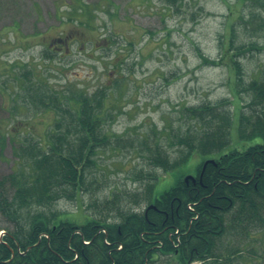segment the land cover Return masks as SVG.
<instances>
[{
    "label": "rangeland",
    "instance_id": "rangeland-1",
    "mask_svg": "<svg viewBox=\"0 0 264 264\" xmlns=\"http://www.w3.org/2000/svg\"><path fill=\"white\" fill-rule=\"evenodd\" d=\"M56 37L68 43L53 48ZM230 43L244 46L235 55L241 61V77L227 63L204 62V57L220 58ZM49 48H53L51 58L44 55ZM227 51L235 53L231 47ZM27 70L35 74L32 83L23 86V80L15 78ZM257 78L264 79V0H0V194L4 189L12 191L9 183L1 182L18 168L15 148L46 143L55 131L53 114L39 112L26 100L29 85L48 82L53 90L78 87L88 93L111 86V118L103 126L123 141H135L134 148L124 144L101 148L80 200L64 197L48 207H24L25 212L58 211L80 221L97 215V210L111 219L115 212L102 208L110 192L140 193L145 184L156 181L146 176L134 179L141 168L158 176L155 193L174 186L180 173L196 174L202 157L191 156L166 175L149 165L145 157L149 152L141 142L147 136L154 142L165 127L186 128L191 122L181 114L186 105L229 99L232 113L239 116L240 105L249 115L248 104L254 97L247 84ZM117 80L121 81L118 88L114 87ZM233 86L242 100H237ZM253 107L260 111V105ZM10 130L16 131L11 137ZM250 130L247 125L246 132ZM234 134L238 139L236 130ZM133 198L128 205L142 210L146 202L138 205ZM14 225L0 211V240L4 229L12 230ZM217 240L218 260L208 263L264 264L263 222L244 221L239 226L232 218L228 231Z\"/></svg>",
    "mask_w": 264,
    "mask_h": 264
},
{
    "label": "trees",
    "instance_id": "trees-1",
    "mask_svg": "<svg viewBox=\"0 0 264 264\" xmlns=\"http://www.w3.org/2000/svg\"><path fill=\"white\" fill-rule=\"evenodd\" d=\"M80 23L87 26L83 20ZM230 30L234 32L233 24ZM230 47L235 53L229 54ZM243 48L230 43L220 58L204 57V62L227 63L233 74L234 71L239 74L241 61L235 55ZM49 49L44 53L47 58L53 57V48ZM34 74L31 70L24 71L15 81L23 80L26 86L32 83L30 77ZM120 86L121 81L117 80L114 87ZM247 88L254 97L253 103L248 104L252 110L249 115L240 105L241 114L232 113L229 99L217 104L186 105L181 111L191 121L186 128L165 127L159 130L154 142H150L149 136L141 142L149 152L145 155L149 165L162 169L166 175L188 163L191 156L202 157L196 167V183L192 180L187 183L185 174L180 173L174 186L155 193L158 176L154 170L145 172L141 168L133 175L134 179L146 176L156 181L145 184L146 189L140 193L110 192L102 208L115 212L111 219L97 210V215L89 214L79 221L58 211L25 212L24 207L32 204L37 208L48 207L64 197L80 200L88 172L98 164L95 156L101 148L121 147V144L134 148L135 141H123L120 135L104 128L106 119L111 118V86L88 93L78 87L53 90L48 82L40 87L29 85L28 103L36 110L41 109L39 112L53 114L56 125L46 143L15 148L18 168L1 182L9 183L12 191H1L0 211L15 225L12 230L4 229L0 264H190L193 261L210 264L208 261L213 259L217 262L214 250L217 239L228 231L232 218H237L239 226L244 221L248 225L254 220L264 223V79H252ZM233 92L237 100H242L235 86ZM254 104L261 106L259 112ZM247 125L251 126L249 132ZM11 132L10 137L16 131ZM112 139L116 140L115 145ZM250 140L252 143L247 146L245 142ZM168 145L177 149L172 150ZM209 158L215 163L209 162L203 172L204 162ZM131 197L138 205L146 202L145 207L142 210L130 207ZM150 205L154 207L149 208Z\"/></svg>",
    "mask_w": 264,
    "mask_h": 264
},
{
    "label": "water",
    "instance_id": "water-1",
    "mask_svg": "<svg viewBox=\"0 0 264 264\" xmlns=\"http://www.w3.org/2000/svg\"><path fill=\"white\" fill-rule=\"evenodd\" d=\"M209 162H213V163H215V160L213 159V158H209V159H207L205 162H204V165H203V172L205 171V169H206V166L209 164ZM193 179L194 180V182H196V178L192 175V174H189V175H187V176H185V178L184 179H186V181H189V179ZM150 207H154V205H150L149 206V208Z\"/></svg>",
    "mask_w": 264,
    "mask_h": 264
},
{
    "label": "flooded vegetation",
    "instance_id": "flooded-vegetation-1",
    "mask_svg": "<svg viewBox=\"0 0 264 264\" xmlns=\"http://www.w3.org/2000/svg\"><path fill=\"white\" fill-rule=\"evenodd\" d=\"M67 41H68L67 39H64L62 37H57L56 39L53 40L52 45H54V47L58 49L61 48L62 43L67 44L68 43Z\"/></svg>",
    "mask_w": 264,
    "mask_h": 264
},
{
    "label": "bare ground",
    "instance_id": "bare-ground-1",
    "mask_svg": "<svg viewBox=\"0 0 264 264\" xmlns=\"http://www.w3.org/2000/svg\"><path fill=\"white\" fill-rule=\"evenodd\" d=\"M194 262V261H193ZM190 264H192V263H190Z\"/></svg>",
    "mask_w": 264,
    "mask_h": 264
}]
</instances>
